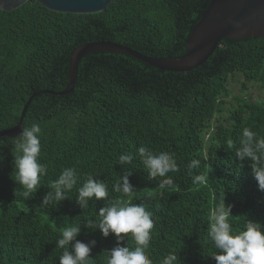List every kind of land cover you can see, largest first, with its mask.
<instances>
[{
  "label": "trees",
  "instance_id": "obj_1",
  "mask_svg": "<svg viewBox=\"0 0 264 264\" xmlns=\"http://www.w3.org/2000/svg\"><path fill=\"white\" fill-rule=\"evenodd\" d=\"M209 2L111 0L99 12L71 13L28 0L0 9V130L18 122L23 105L36 93L22 130L40 124L41 162L48 165L45 185L23 198L13 179V141L21 133L0 136V264H59L62 250L55 241L63 228L84 216L95 219L105 206L104 200L90 201L84 210L75 192L42 206L51 190L47 184L64 167L74 166L82 176L93 173L107 183L110 198L125 200L112 185L125 170L132 173L130 202L145 203L156 225L150 242L153 264L170 251L178 252L181 264H216L207 228L223 198L234 230L247 219L264 226V191L250 161H239L226 147L228 138L238 145L244 127L264 138V97L248 94V83L264 88V36L223 37L202 64L187 71L160 70L122 52L91 51L78 63L71 92H48L66 87L70 54L86 42H118L153 57L184 53L190 30ZM236 76L244 94L230 103ZM140 146L175 155L180 170L169 173L175 188L159 189L161 178L149 180L138 159L132 166L115 164L123 151ZM192 159L201 160L193 171L206 177L201 184L187 172ZM81 232L91 235L77 239L96 241L90 253L94 264H106L105 251L117 245L115 235L104 237L83 223ZM127 243V238L120 242Z\"/></svg>",
  "mask_w": 264,
  "mask_h": 264
},
{
  "label": "clouds",
  "instance_id": "obj_2",
  "mask_svg": "<svg viewBox=\"0 0 264 264\" xmlns=\"http://www.w3.org/2000/svg\"><path fill=\"white\" fill-rule=\"evenodd\" d=\"M42 128L38 123L23 127L21 134L13 141L15 155V171L13 179L21 186L20 195L28 199L45 185L43 177L48 175V165L41 162ZM226 147L235 150L239 161H250L251 173L264 191V138L249 127H244L238 145L232 138L226 140ZM139 160L148 174V179H159V189L175 188V182L169 173L178 172L177 158L168 151L155 152L146 146L135 151H123L115 164L132 166ZM201 166V160L192 159L187 165V172L195 184L205 182L203 174L193 175ZM243 167V163L240 165ZM131 172L125 170L112 185V191L121 193L129 199L110 198L108 185L104 180L94 179L93 173L82 176L74 166L64 167L59 175L49 181L48 191L42 199V206L56 205L75 192L76 203L84 210L89 208L90 201L104 200L95 219L84 216L82 222L65 227L55 241L56 247L62 250L59 264H94L90 256L96 241L85 243L77 239L81 232V224L88 229H99L104 237L114 234L117 245L105 251L106 264H153L150 258V242L155 229L153 213L145 203H131L134 186L129 180ZM79 184V186H78ZM232 216L230 206L224 202L210 213L207 228L208 242L213 246L211 255L216 264H264V226L259 222L247 219L243 228L234 230L229 217ZM123 234V235H121ZM130 234V235H129ZM128 239L127 245L121 241ZM131 242V243H130ZM159 264H181L178 252L170 251Z\"/></svg>",
  "mask_w": 264,
  "mask_h": 264
},
{
  "label": "water",
  "instance_id": "obj_3",
  "mask_svg": "<svg viewBox=\"0 0 264 264\" xmlns=\"http://www.w3.org/2000/svg\"><path fill=\"white\" fill-rule=\"evenodd\" d=\"M28 0H0V9L11 10ZM47 9L57 12L95 13L105 9L111 0H36ZM264 36V0H210L186 39L185 52L170 57L148 56L131 47L108 40L86 42L75 47L69 57L67 85L53 94L73 90L80 59L91 51L106 50L126 53L160 70L187 71L202 64L223 37ZM21 109L18 122L0 130V136L12 137L21 133L22 119L30 100Z\"/></svg>",
  "mask_w": 264,
  "mask_h": 264
},
{
  "label": "rangeland",
  "instance_id": "obj_4",
  "mask_svg": "<svg viewBox=\"0 0 264 264\" xmlns=\"http://www.w3.org/2000/svg\"><path fill=\"white\" fill-rule=\"evenodd\" d=\"M240 80H241L240 76H236L230 84L231 96L228 98V101L230 103H235V97L244 94V93H242V91L240 89ZM248 87H249L248 94L251 93L253 95H259V96H261V98L264 97V88L262 89L257 84H254V83H248ZM43 217H44L45 221H48V216L43 215ZM79 234H81L82 236L91 235V233H87V232H80Z\"/></svg>",
  "mask_w": 264,
  "mask_h": 264
}]
</instances>
